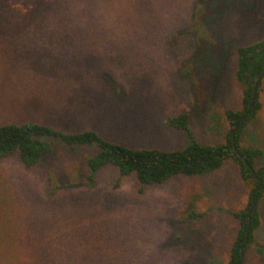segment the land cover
I'll return each instance as SVG.
<instances>
[{
    "label": "rangeland",
    "instance_id": "374dc122",
    "mask_svg": "<svg viewBox=\"0 0 264 264\" xmlns=\"http://www.w3.org/2000/svg\"><path fill=\"white\" fill-rule=\"evenodd\" d=\"M203 1L0 0V125L93 132L136 150L223 144L225 113L241 108L236 49L264 41V0ZM259 101L241 134L263 151L257 167L264 84ZM182 112L188 131L167 124ZM41 141L34 168L0 159V264L228 262L231 214L253 188L233 162L141 188L134 175L88 165L96 144ZM256 211L243 264H264V195Z\"/></svg>",
    "mask_w": 264,
    "mask_h": 264
},
{
    "label": "trees",
    "instance_id": "16d2710c",
    "mask_svg": "<svg viewBox=\"0 0 264 264\" xmlns=\"http://www.w3.org/2000/svg\"><path fill=\"white\" fill-rule=\"evenodd\" d=\"M207 1L210 5L218 2L204 0V4ZM263 72L264 41L237 47L235 79L243 86L241 108L226 111L228 132L223 144L207 145L194 141L181 150H136L103 140L93 132L68 135L35 123H6L0 125V159L15 154L25 168H34L45 153L47 142L41 141L45 137L59 139L66 146L96 144L99 153L88 161V165L111 166L117 169L121 177L134 175L141 188L160 185L175 177H199L231 161L237 165L241 180L253 185L247 206L231 214L238 221L239 227L226 264H243L246 247L253 242V232L260 224L256 208L264 195V165H256L262 160L263 151L242 146L241 134L260 111L259 94L264 84V75L261 78ZM167 124L188 131L189 116L182 112L168 119ZM237 126L238 129L234 131ZM259 185L254 196L255 206L248 214L252 192Z\"/></svg>",
    "mask_w": 264,
    "mask_h": 264
},
{
    "label": "water",
    "instance_id": "95a60500",
    "mask_svg": "<svg viewBox=\"0 0 264 264\" xmlns=\"http://www.w3.org/2000/svg\"><path fill=\"white\" fill-rule=\"evenodd\" d=\"M263 75H264V72L262 73V76H261V78L263 77ZM258 83H259V81H258ZM258 83H257V85H258ZM254 97H256V93L254 94ZM238 129V126L234 129V131L235 130H237ZM233 134H234V132L232 133V137H233ZM241 158L243 159V156H241ZM252 174L254 175V171L252 172ZM260 188V185L259 186H257L255 189H254V191L252 192V195H251V206H250V208H249V210H248V214H249V212L253 209V207L255 206V193H256V191L258 190Z\"/></svg>",
    "mask_w": 264,
    "mask_h": 264
}]
</instances>
